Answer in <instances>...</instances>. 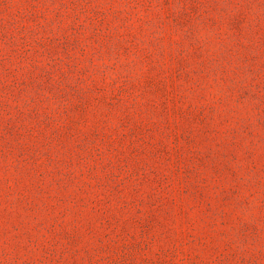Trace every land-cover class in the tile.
<instances>
[{"label":"rangeland","instance_id":"rangeland-1","mask_svg":"<svg viewBox=\"0 0 264 264\" xmlns=\"http://www.w3.org/2000/svg\"><path fill=\"white\" fill-rule=\"evenodd\" d=\"M0 264H264V0H0Z\"/></svg>","mask_w":264,"mask_h":264}]
</instances>
